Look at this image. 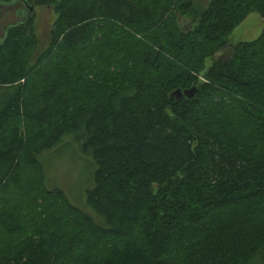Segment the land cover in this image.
Here are the masks:
<instances>
[{"label":"trees","instance_id":"trees-1","mask_svg":"<svg viewBox=\"0 0 264 264\" xmlns=\"http://www.w3.org/2000/svg\"><path fill=\"white\" fill-rule=\"evenodd\" d=\"M12 3L24 15L0 40V264H264V30L227 45L250 14L264 18V0L0 8ZM52 4L31 64L27 6ZM70 142L95 168L84 210L45 183L41 157ZM26 170L40 212L29 237L8 210Z\"/></svg>","mask_w":264,"mask_h":264},{"label":"rangeland","instance_id":"rangeland-1","mask_svg":"<svg viewBox=\"0 0 264 264\" xmlns=\"http://www.w3.org/2000/svg\"><path fill=\"white\" fill-rule=\"evenodd\" d=\"M210 1L211 0H192L194 7L199 12L206 11ZM21 7H23V5H21ZM17 8L18 5H15L14 3L0 8V40H2V37L4 36V28L6 26L13 24L16 21H20L23 18L22 15H24V13L19 10L16 14L22 13V15H16V20L14 11ZM31 14L36 37V47L30 56L32 64L35 60H37L41 53L48 48L50 43V34L56 23L57 14L55 12L54 4L36 6ZM181 23H183L182 26L185 27L186 19H183ZM263 30L264 18H262L258 13H252L227 37V45L229 47H234L239 44L253 42L260 37ZM215 59H217V57H215ZM212 64L213 59H207L205 61V70H208ZM200 81L203 82L202 78H200ZM66 140L71 141V138L68 137ZM61 149V152L54 150L45 153L41 157V162L45 170L46 186L50 189L57 188L61 190L73 206L84 210L87 192L90 191L93 186L91 179L93 178L95 168L93 162L91 161L92 159L85 157V155L80 151L78 145L74 142H70L69 147H62ZM19 175L22 179L20 188L18 190L11 191L12 196L8 202V210L17 214L19 217L21 216L26 225L24 235L25 237H29L32 235L34 230L33 225L31 224V217H34L36 213H40L38 212L39 208L33 210L34 200L37 201L38 198L33 197L34 195H32V190L29 188L30 181L27 179L31 178L30 171H23ZM32 200L33 204H30ZM40 209H42L43 212V208ZM49 214L51 215V212H49ZM5 239V235L0 232V246L4 245ZM9 240L10 239H6V241ZM12 242L14 243V241H11V243ZM83 248L85 250L81 249L83 251L82 255L88 251L86 250V247ZM256 264L262 263L258 261Z\"/></svg>","mask_w":264,"mask_h":264},{"label":"water","instance_id":"water-1","mask_svg":"<svg viewBox=\"0 0 264 264\" xmlns=\"http://www.w3.org/2000/svg\"><path fill=\"white\" fill-rule=\"evenodd\" d=\"M27 9H28V15H31V13L33 12V7H29L27 6ZM197 94V89L196 88H193L191 90H188V91H185L183 93H181L180 91H177L176 92V95L177 97H187L188 99H192L194 98V96Z\"/></svg>","mask_w":264,"mask_h":264}]
</instances>
